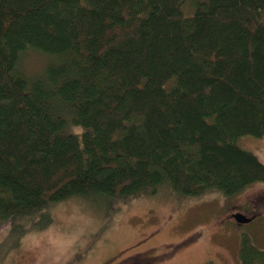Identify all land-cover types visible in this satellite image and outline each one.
Listing matches in <instances>:
<instances>
[{
    "label": "trees",
    "instance_id": "1",
    "mask_svg": "<svg viewBox=\"0 0 264 264\" xmlns=\"http://www.w3.org/2000/svg\"><path fill=\"white\" fill-rule=\"evenodd\" d=\"M186 1L0 0V230L23 234L71 196L234 195L264 181L236 142L264 135V0ZM25 51L47 56L40 73L17 70ZM239 264H264L247 234Z\"/></svg>",
    "mask_w": 264,
    "mask_h": 264
},
{
    "label": "rangeland",
    "instance_id": "2",
    "mask_svg": "<svg viewBox=\"0 0 264 264\" xmlns=\"http://www.w3.org/2000/svg\"><path fill=\"white\" fill-rule=\"evenodd\" d=\"M190 4L186 1L184 12L191 11ZM19 59L17 70L29 76L42 71L47 56L25 51ZM236 142L264 163V135L239 136ZM157 187L124 199L71 196L50 204L46 221L35 228L23 234L18 225L0 230V264L124 263L136 252L150 249L154 255L184 240L189 242L171 256L150 264H239L244 234L264 248V181L234 195L210 191L185 197L165 184ZM252 209L258 214L247 222L228 216L230 211L250 216ZM114 255L121 257L110 261ZM127 255L131 258L122 260Z\"/></svg>",
    "mask_w": 264,
    "mask_h": 264
},
{
    "label": "water",
    "instance_id": "3",
    "mask_svg": "<svg viewBox=\"0 0 264 264\" xmlns=\"http://www.w3.org/2000/svg\"><path fill=\"white\" fill-rule=\"evenodd\" d=\"M231 217H233L236 220V222L242 223V222L250 221L254 217V215L253 216H247L246 214L242 213L241 211H236V212L231 213Z\"/></svg>",
    "mask_w": 264,
    "mask_h": 264
},
{
    "label": "flooded vegetation",
    "instance_id": "4",
    "mask_svg": "<svg viewBox=\"0 0 264 264\" xmlns=\"http://www.w3.org/2000/svg\"><path fill=\"white\" fill-rule=\"evenodd\" d=\"M234 211H230V213L228 214V216H231V213H233ZM250 215H255L258 214V210L252 209L249 213ZM248 215V214H247Z\"/></svg>",
    "mask_w": 264,
    "mask_h": 264
}]
</instances>
